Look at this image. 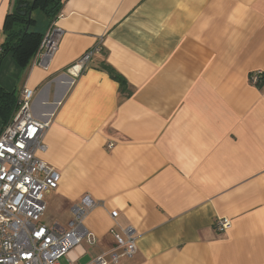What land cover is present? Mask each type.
<instances>
[{"label": "crops", "instance_id": "0c3cea01", "mask_svg": "<svg viewBox=\"0 0 264 264\" xmlns=\"http://www.w3.org/2000/svg\"><path fill=\"white\" fill-rule=\"evenodd\" d=\"M23 3L0 0V45ZM58 15L46 67L38 52L24 67L6 55L0 86L17 100L31 89V113L48 123L38 156L60 179L45 214L67 228L83 195L103 202L84 220L95 243L73 264L113 249L110 231L126 227L137 252L120 264H264V83L249 82L264 72V0H64ZM217 218L231 227L218 233Z\"/></svg>", "mask_w": 264, "mask_h": 264}, {"label": "built area", "instance_id": "2783aa9c", "mask_svg": "<svg viewBox=\"0 0 264 264\" xmlns=\"http://www.w3.org/2000/svg\"><path fill=\"white\" fill-rule=\"evenodd\" d=\"M57 15L55 18H57ZM54 18V19H55ZM54 19L43 36L38 49L42 56L41 65L57 49L60 35L54 27ZM101 43L88 49L68 69L77 78L87 68L94 55L101 52ZM262 72L249 77L255 85ZM33 91L25 88L18 100L14 113L0 130V264H59V260L77 249L82 242L95 243V236L89 232L84 220L103 202L83 195L71 208L69 230L58 223L46 225L42 218L46 211L45 196L56 190L59 173L38 156L46 151L43 138L48 123L36 120L31 113ZM112 147L111 145L109 146ZM118 212H110L115 220ZM231 227L227 218H217L214 228L224 233ZM110 232L114 239L113 249L102 252L88 264H120L123 259H132L137 252V238L131 227Z\"/></svg>", "mask_w": 264, "mask_h": 264}, {"label": "trees", "instance_id": "16d2710c", "mask_svg": "<svg viewBox=\"0 0 264 264\" xmlns=\"http://www.w3.org/2000/svg\"><path fill=\"white\" fill-rule=\"evenodd\" d=\"M33 1L34 4L26 3V8L22 7L6 14L3 25L4 41L0 45V64L6 55H10L15 63L20 67H24L35 55L43 39L44 34L41 31L31 28V26L35 25L36 20L31 15L28 18L27 15L21 16L20 13H28L29 11L32 13L35 10H39L51 22L59 14L64 0ZM100 70L106 72L111 80L118 83L121 94H126V96L130 94L125 80L111 66L104 63L100 66ZM263 83L264 72L262 71L255 86H260ZM16 106L17 97L0 86V118L3 127L14 113Z\"/></svg>", "mask_w": 264, "mask_h": 264}, {"label": "rangeland", "instance_id": "374dc122", "mask_svg": "<svg viewBox=\"0 0 264 264\" xmlns=\"http://www.w3.org/2000/svg\"><path fill=\"white\" fill-rule=\"evenodd\" d=\"M33 0H26V3H32ZM25 4V3H23ZM20 5V4H19ZM19 5H17V7H19ZM17 9H14L13 11H16ZM31 16L34 20H36V23L34 26H31L32 29L35 30H39V31H43L46 27L48 18L46 17V15H44V13L42 11L39 10H35L31 13ZM52 21V20H51ZM51 24V22L49 23V25ZM59 218H56V215L54 213L53 208H47V212L44 215L43 219H42V223H46L47 225H50L51 222L53 221H58L56 220ZM54 223V222H53ZM52 224V223H51ZM65 230H69V227L65 228ZM60 264H67L65 261V258H61L59 260ZM80 264H84L83 261H80Z\"/></svg>", "mask_w": 264, "mask_h": 264}, {"label": "water", "instance_id": "95a60500", "mask_svg": "<svg viewBox=\"0 0 264 264\" xmlns=\"http://www.w3.org/2000/svg\"><path fill=\"white\" fill-rule=\"evenodd\" d=\"M32 4H34V1L32 2ZM20 6H21V8H22V7H23V8H26V7H27V4L25 3V4L20 5ZM20 15H21V16H25V15H27V17L29 18L30 15H31V11H29L28 13H26V12H21Z\"/></svg>", "mask_w": 264, "mask_h": 264}]
</instances>
